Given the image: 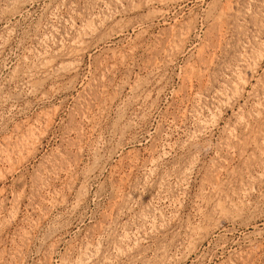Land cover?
I'll use <instances>...</instances> for the list:
<instances>
[{
    "label": "rangeland",
    "instance_id": "rangeland-1",
    "mask_svg": "<svg viewBox=\"0 0 264 264\" xmlns=\"http://www.w3.org/2000/svg\"><path fill=\"white\" fill-rule=\"evenodd\" d=\"M0 264H264V0H0Z\"/></svg>",
    "mask_w": 264,
    "mask_h": 264
}]
</instances>
